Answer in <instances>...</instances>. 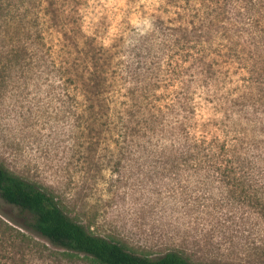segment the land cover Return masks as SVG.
<instances>
[{
	"label": "trees",
	"instance_id": "obj_1",
	"mask_svg": "<svg viewBox=\"0 0 264 264\" xmlns=\"http://www.w3.org/2000/svg\"><path fill=\"white\" fill-rule=\"evenodd\" d=\"M48 13L41 5L28 13L22 0L0 2L4 70L29 71L36 86H49L72 106L66 112L77 111L76 128L95 134L91 144L102 132L113 134L116 162H158L177 177L187 170L199 190L216 189L251 209L254 250L264 253V87L254 91L251 76L264 65V0H244L228 21L165 24L151 15L128 54ZM234 69L250 73L243 88L231 87ZM2 162L0 201L9 210L0 206V251L21 256L32 234L69 261L195 264L178 248L151 257L94 233L69 213L70 196Z\"/></svg>",
	"mask_w": 264,
	"mask_h": 264
},
{
	"label": "rangeland",
	"instance_id": "obj_2",
	"mask_svg": "<svg viewBox=\"0 0 264 264\" xmlns=\"http://www.w3.org/2000/svg\"><path fill=\"white\" fill-rule=\"evenodd\" d=\"M22 1L28 13L41 5L49 10V18L79 22L85 35L96 36L104 46L115 43V51L128 54L134 51L135 38L150 29L151 15L160 16L165 24H198L203 16L228 21L237 18L244 0ZM2 30L0 26V161L4 165L67 194L71 215L78 214L94 233L114 235L138 253L156 257L178 248L195 264H264V253L254 250L258 230L251 209L228 201L216 189L199 190L187 170L177 177L158 162H116L113 134L102 132L97 144H91L97 141L95 134L76 128L77 111L66 112L72 106L49 86H36L29 71L20 75L15 69L4 70ZM263 66L251 73L256 92L264 87ZM233 71L231 87L243 88L250 73ZM0 206L8 212L1 201ZM27 235L28 244L18 250L21 256L7 247L0 251L7 257H0V264H20V257L22 264H86L69 261L62 249Z\"/></svg>",
	"mask_w": 264,
	"mask_h": 264
}]
</instances>
